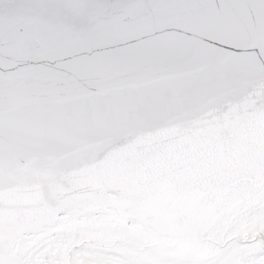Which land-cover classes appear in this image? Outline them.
I'll return each instance as SVG.
<instances>
[{
	"label": "snow or ice",
	"instance_id": "6c2138e0",
	"mask_svg": "<svg viewBox=\"0 0 264 264\" xmlns=\"http://www.w3.org/2000/svg\"><path fill=\"white\" fill-rule=\"evenodd\" d=\"M0 264H264V0H0Z\"/></svg>",
	"mask_w": 264,
	"mask_h": 264
}]
</instances>
